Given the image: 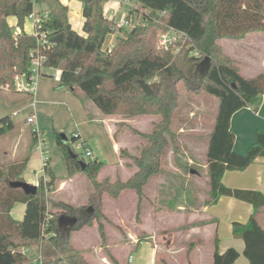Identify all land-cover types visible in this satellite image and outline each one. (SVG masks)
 I'll return each mask as SVG.
<instances>
[{
	"label": "trees",
	"instance_id": "1",
	"mask_svg": "<svg viewBox=\"0 0 264 264\" xmlns=\"http://www.w3.org/2000/svg\"><path fill=\"white\" fill-rule=\"evenodd\" d=\"M79 1L81 32L72 28L67 5L61 0H0V91L30 96L14 87V77L29 75V53L37 42L24 25L28 15L35 11L43 17L42 29L52 43L43 50L45 67L60 68L61 86L90 100L103 115H150L158 119L149 132L120 123L144 140L136 156H130L124 148L119 151L121 157H131L135 165V171L126 180H98L104 162L83 160L85 166L81 168L78 155L72 158L68 154L67 144L61 142L56 132L55 140L63 153L68 176L82 172L92 184L85 205L72 206L55 200L52 206L57 211L48 208L47 193L55 189L58 180L49 160L43 168L47 178H39L35 194H26L9 184L25 181V159L0 162V264H71L67 255L73 232L96 221L103 238L99 220L104 217V193L116 198L124 190H133L140 202L148 180L162 172L161 157L173 137L170 125L178 106L180 83L190 93H207L218 99L205 155L210 202L229 196L252 205L247 221L232 223V234L243 240V254L250 264H264V229L256 217L258 209L264 207V194L227 187L221 181L226 170L244 169L256 157L264 156L263 130L257 129L247 150L238 153L233 150L234 134L229 127L235 111L244 106L256 109L264 97V71L244 76L239 63L218 42L264 31V0H137L149 12L136 10L141 23L129 30H118L110 48L104 45L105 38L117 30L113 20L104 16L103 0ZM15 28L20 30L17 35L13 34ZM168 28L175 32L172 45L169 49L158 47L159 33ZM14 125L12 115L0 117V137ZM32 135L35 139V129ZM185 170L189 172L190 167ZM15 202L25 203L21 220L10 214ZM66 218L75 221L65 224L62 220ZM22 247H35L40 258L36 255L33 259L18 251ZM238 255L233 247L219 253L214 239L212 264H235ZM110 258L113 264H119L114 257Z\"/></svg>",
	"mask_w": 264,
	"mask_h": 264
},
{
	"label": "crops",
	"instance_id": "2",
	"mask_svg": "<svg viewBox=\"0 0 264 264\" xmlns=\"http://www.w3.org/2000/svg\"><path fill=\"white\" fill-rule=\"evenodd\" d=\"M31 30L26 31L30 33ZM248 34L239 40L245 39ZM55 71L57 72L56 78H51L53 74L49 71H44V75L47 76L38 79L33 95L29 96L14 91H0V97L3 98L2 104H0V117L8 114L14 116L20 114L22 111L29 110V114L24 118L25 124L28 125L29 133L21 121H16L14 128L1 136H7L10 132H14L17 135L12 145L2 150V154L9 156V159H11L9 161L25 159L26 168L29 162L30 146H35L36 140V138L34 139L35 136L33 137L32 135V129L37 130L43 136V133H48L50 129L57 126H62V129H64L66 124L73 123L74 127L70 131L71 133L77 131L78 137L81 136L91 140L95 139L93 136L97 138L101 137L102 141L112 145V154L115 157V161L113 164L111 162H104L99 176L104 175L103 170L107 167L113 166V177L116 179L117 173L120 174L121 170L124 169V175L123 177L121 176V179L126 180L135 171V165L131 157H121L119 154L120 149L126 147V143L116 131L115 120L112 121L111 116L98 112V109L87 103L85 99H82L71 88L61 86L59 81L60 68L55 69ZM255 74L251 75L254 76ZM251 75L244 76L251 77ZM30 113H34L35 116L33 123L26 121V117ZM149 117L152 118L153 116L149 115ZM133 118H137V116L130 118V120H133ZM229 127L234 134L233 150L238 153H244L252 143L255 131L257 129L264 131V97H262L256 109L253 106H244L235 111L231 116ZM137 146L134 147L136 149H133V151L127 150V153L132 157L136 156L138 154ZM89 148L92 152V158L90 159L99 160L95 156L93 149L90 146ZM37 156L38 160L41 161L39 151ZM3 159L2 161L0 159V162H5ZM49 159V166L52 169L54 164L50 152ZM184 160L189 165H199L205 171L207 169L205 159L201 165L196 163L191 155L184 158ZM172 168L179 172H175V174H180V182H182L180 183V206H168L165 200L158 206L151 204L144 205L145 210L144 213L142 212L141 223L134 224V226H137V231H130L124 236L117 232L113 237L116 245L112 252L118 263L212 264L214 239L216 238L219 253L224 252L229 247H233L239 253L235 264H250L243 254V240L239 237H234L232 234V223L234 221H247L253 210L252 205L229 196H221L215 202H210L208 191H201L198 187V184L202 181V175L197 168L190 167V171L187 173L181 172V169L174 163H172ZM157 176H152L151 178ZM66 177L67 180L76 178H84L85 180V197L79 205L61 197L60 189L64 185ZM23 178L26 181L24 175ZM205 180L206 190H208L206 174ZM37 181L38 179L32 178V181L29 183L36 184ZM221 181L227 187L252 189L264 194V156L256 157L244 169L226 170ZM147 184L144 188L145 190ZM91 192L92 188L89 180L85 178L82 172H76L72 176H68L67 170L65 171V175L58 178L54 190V194L58 196V200H62L72 206L85 205ZM145 196L147 197L146 199H149L146 194ZM206 196L208 199H206ZM136 201V195L133 190L127 189L122 191L118 199L113 200L114 210H112V216L121 222L120 213L126 207V202H128L127 207L131 212L136 207ZM12 208L10 209V214ZM256 217L258 223L264 229V207L258 209ZM83 232L89 233L87 238L85 235V239H80L78 236L84 234ZM73 237L69 245V254L67 255L71 264H112L106 258L101 255L99 256L98 243L100 240L98 232L95 229L86 228L76 231ZM76 244H80V247L76 248Z\"/></svg>",
	"mask_w": 264,
	"mask_h": 264
},
{
	"label": "rangeland",
	"instance_id": "3",
	"mask_svg": "<svg viewBox=\"0 0 264 264\" xmlns=\"http://www.w3.org/2000/svg\"><path fill=\"white\" fill-rule=\"evenodd\" d=\"M64 4L67 5V17L68 21L70 22L73 29L78 32H81L82 27V15L81 9L82 5L79 0H62ZM107 4H103V11H106ZM122 13L118 12L115 15V19H118ZM14 19L11 18V22ZM25 30H31V21L30 19L25 20L24 25ZM118 30L110 33L106 36L104 45H109L118 35ZM223 50L229 54L234 60L239 63L241 73L243 75H251L254 73H259L264 71V31H254L250 32L247 37L243 40L234 41V39H220L218 41ZM52 69V70H51ZM45 71H49L53 75L51 78H56L57 72L53 68H45ZM47 76V75H40L39 79ZM253 76V75H251ZM178 92H179V100L178 106L174 111L170 129L173 133V137L169 139L168 145L165 148L163 155L161 157V167L162 172L155 178H151L148 180L146 190H143L144 196L138 202L137 196V203L136 207L133 211L130 212V209L127 207L128 202H126V207L124 208L121 214V222L112 216L113 207V200L118 199L120 194L113 198L110 194L104 193L102 197V212L104 217L100 218V223L103 226V238L100 237L98 231V224L96 221H93L91 225L84 226L82 229H89L93 228L98 232L99 235V256L106 258L109 262L112 263L110 257H114V253L112 252L115 247V242L113 237L117 234V232L121 233L123 236L130 231H137V226L134 224L141 223V217L144 213L146 204H151L154 206H158L165 200V203L170 206H180V174L176 170L172 168V163H174L180 171L183 173L185 172V167H194L201 173L202 181L198 184L201 191L207 192V186L205 185V174L207 175V169L201 168L199 165L194 164H187L188 162L184 160L187 156H192L196 163L202 164L205 159L207 144H208V135L212 129L214 117L218 105V99L207 93H200V94H193L185 90L183 85L180 83L178 84ZM81 94V92H79ZM82 97V96H81ZM3 98L0 97V104H2ZM87 103L92 105L95 109H97L94 104L90 100H86ZM98 111V110H97ZM99 112V111H98ZM29 114V110L22 111L18 115L12 116L14 122L21 121L22 124L25 125L26 130L29 133L28 125L25 124L24 118ZM113 119L116 127V131L120 134L122 140L126 143V147L124 149L132 150L139 149L140 144L144 142L142 138L134 134L130 128L127 126H123L120 123L126 122L132 127H136V129L141 130L142 132H149L152 128V123L158 119L157 116H153L152 118L148 116H137V118H124L120 115H109ZM69 123V122H66ZM65 125V124H64ZM63 125V126H64ZM74 125L66 124L65 128L62 129V126H57L53 129H50L48 133H43L44 140L47 142L49 147V152L54 164L52 167L54 174L56 177L60 178L61 176L65 175L66 166L64 161L63 153L59 147V145L55 142V134L56 132H62L66 135L69 139L68 145L73 149V151L78 155V158L81 160L87 161L89 157H86L84 151L75 146L77 141H85L90 146L95 156L99 158V160L103 162H113L115 161V157L112 154V145L105 143L100 138L93 136V140L88 138H83L79 136L76 139H72L75 134L78 132L71 133V129H73ZM17 137L16 134L11 133L7 136L0 137V159L2 161H9V156H4L2 154V150L7 149L12 145V142ZM30 156L29 162L24 170V177L26 182H31L32 178L38 179L42 176L43 172L41 169V161L38 160V150L35 146H30ZM50 160V159H49ZM50 162V161H49ZM120 172V171H119ZM102 176L100 175V171L98 172L97 179L103 180L108 179L110 181H114L115 178L113 177V166L107 167L103 170ZM117 178L121 179L124 175V169L121 170L120 174L117 173ZM122 176V177H121ZM86 178V176H85ZM116 178V179H117ZM87 179V178H86ZM65 183L60 189V194L62 199L68 200L76 205H79L84 197L86 191V183L84 178H76L73 180H67V177L64 179ZM122 180V179H121ZM90 186L92 188V184L89 181ZM195 183V182H194ZM192 184V183H191ZM145 188V187H144ZM55 190V189H54ZM54 190L52 192H46L48 194V201L47 205L49 209L53 211H57L56 208H53L52 202L58 200V196L54 194ZM185 190V186H184ZM135 193V192H134ZM149 199H146L147 197ZM136 195V194H135ZM210 197V196H209ZM206 199L208 197L206 196ZM118 204V203H117ZM25 208L24 202H17L12 208L11 214L12 216L20 220L22 218L23 212ZM143 212V213H142ZM123 221V222H122ZM120 222V223H119ZM79 231V230H77ZM76 232V231H75ZM84 233V232H83ZM89 232H85L81 234L80 239H85V235L87 238ZM74 232L71 234V242ZM70 242V243H71ZM97 245V244H96ZM93 246V245H91ZM76 248L80 247V244L75 245ZM74 248V246H73ZM74 248V249H76ZM77 250V249H76ZM80 250V249H79ZM37 255L36 248L30 247L29 256L31 258H35ZM105 261V260H104ZM106 262V261H105ZM113 264V263H112Z\"/></svg>",
	"mask_w": 264,
	"mask_h": 264
},
{
	"label": "built area",
	"instance_id": "4",
	"mask_svg": "<svg viewBox=\"0 0 264 264\" xmlns=\"http://www.w3.org/2000/svg\"><path fill=\"white\" fill-rule=\"evenodd\" d=\"M106 3L108 6L106 8V11H103L104 16L112 19L114 23V28L116 30L124 29L129 30L133 27L139 25L141 20L137 16V11L139 12L141 10H145L147 13L149 10L143 9L137 0H103V4ZM121 12L122 14L118 19H115L116 13ZM160 15H165V12H160ZM27 19H30L32 23V30L31 34L36 37V47L30 51L29 53V75L28 77L25 76H15L14 77V87L23 92H27L30 95H33L36 90L37 81L40 77V75L44 74L45 71V61H46V55L44 53L45 48H49L52 46V43L48 40L46 36V31L42 29V19L43 17L40 14H37L35 11L30 13L27 17ZM20 32L18 28H15L13 31L14 35H17ZM175 32L172 28H168L162 32L159 33L157 37V46L169 49L173 42V36ZM113 41L107 45L108 48L112 46ZM34 113H30L26 117V121L28 123L34 122ZM36 140H35V147L40 152L41 157V164H42V171L44 166L48 163L49 160V151L47 144L43 137L38 133L37 130H35ZM73 137L77 138L78 135L75 134ZM75 146L81 148L84 151V154L86 157L92 158V152L91 149L88 146V143L85 141H77ZM44 180L47 178L46 175L42 174ZM39 180L35 185H38ZM23 254H29L30 248L28 247H22L18 249ZM37 258L39 259V255L37 254Z\"/></svg>",
	"mask_w": 264,
	"mask_h": 264
},
{
	"label": "water",
	"instance_id": "5",
	"mask_svg": "<svg viewBox=\"0 0 264 264\" xmlns=\"http://www.w3.org/2000/svg\"><path fill=\"white\" fill-rule=\"evenodd\" d=\"M61 137V142L64 144H67V152L72 158H77V154L73 151V149L68 145L69 139L66 137V135L62 132L59 133ZM81 168L85 166V162L81 159L78 160ZM9 184L12 187H19L21 188L26 194H35L37 190V185L22 181V180H16V181H10ZM65 224H72L75 221V218H66L62 220ZM61 222V220H60Z\"/></svg>",
	"mask_w": 264,
	"mask_h": 264
}]
</instances>
